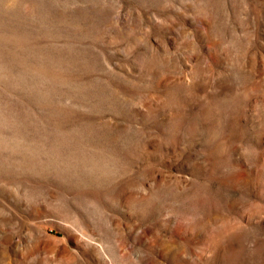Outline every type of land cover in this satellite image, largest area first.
<instances>
[{
	"label": "rangeland",
	"instance_id": "1",
	"mask_svg": "<svg viewBox=\"0 0 264 264\" xmlns=\"http://www.w3.org/2000/svg\"><path fill=\"white\" fill-rule=\"evenodd\" d=\"M0 264H264V0H0Z\"/></svg>",
	"mask_w": 264,
	"mask_h": 264
}]
</instances>
